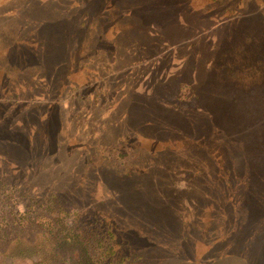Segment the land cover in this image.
<instances>
[{
  "label": "rangeland",
  "instance_id": "obj_1",
  "mask_svg": "<svg viewBox=\"0 0 264 264\" xmlns=\"http://www.w3.org/2000/svg\"><path fill=\"white\" fill-rule=\"evenodd\" d=\"M131 2L0 0V179L147 264H264V0ZM22 211L0 203V264L43 241Z\"/></svg>",
  "mask_w": 264,
  "mask_h": 264
},
{
  "label": "trees",
  "instance_id": "obj_2",
  "mask_svg": "<svg viewBox=\"0 0 264 264\" xmlns=\"http://www.w3.org/2000/svg\"><path fill=\"white\" fill-rule=\"evenodd\" d=\"M126 2L127 0H112L114 10L131 9L132 2L127 4ZM82 4L80 1V6ZM174 18L179 20L176 13L172 20ZM185 25L184 20L176 25L169 24L163 34L171 44L170 46L177 47L183 31L188 29ZM114 42L119 45L118 39ZM97 52L102 53L103 58V47H100ZM199 57H204V54L201 53ZM100 58L98 57V60ZM0 194L3 196L0 198V203L9 206L22 204L23 211L19 215L21 216L19 225L24 221L25 230H33L34 227L36 235L38 231H41V237H44L39 246L34 243L30 244L32 243L31 237L27 241L29 245L26 247L19 245L17 253L11 255L14 258L13 264L16 262L18 264H147V257L140 248L134 247L126 239L124 243L128 247L123 245L122 239H118L111 223L105 222L102 216L97 217L96 214H92L88 221H80L81 214L79 212L69 213L62 197L56 193H51L47 199L36 200L28 190L3 178L0 179ZM39 207H41L40 211ZM15 223L9 221L11 225ZM4 233L7 234L5 228L2 229V234ZM7 236L9 242L14 238L9 237V233ZM9 264H12V261Z\"/></svg>",
  "mask_w": 264,
  "mask_h": 264
}]
</instances>
